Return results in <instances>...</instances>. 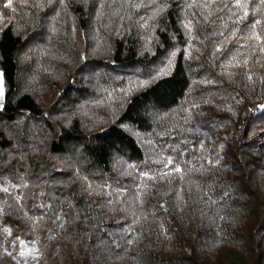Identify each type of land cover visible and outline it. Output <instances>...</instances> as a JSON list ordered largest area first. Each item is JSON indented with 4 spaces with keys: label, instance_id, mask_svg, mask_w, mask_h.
<instances>
[{
    "label": "trees",
    "instance_id": "trees-1",
    "mask_svg": "<svg viewBox=\"0 0 264 264\" xmlns=\"http://www.w3.org/2000/svg\"><path fill=\"white\" fill-rule=\"evenodd\" d=\"M241 3L213 55L235 0H0V264H264V4Z\"/></svg>",
    "mask_w": 264,
    "mask_h": 264
},
{
    "label": "snow or ice",
    "instance_id": "snow-or-ice-1",
    "mask_svg": "<svg viewBox=\"0 0 264 264\" xmlns=\"http://www.w3.org/2000/svg\"><path fill=\"white\" fill-rule=\"evenodd\" d=\"M216 0H204V5L205 7H211V5L213 3H215ZM222 3L225 4V7H227V4H226V0H221ZM7 3H8V6H11V3H12V0H7ZM259 3L261 4H264V0H259ZM191 6V5H189ZM236 11H233L232 8H229L228 9V12L230 13V15L228 16V19L225 20L223 23H221L220 25H218L214 30H213V35L214 36H219V37H224V32L226 30H228V24L229 22H231L233 25H238L239 24V20L244 18V17H247L248 16V12H247V3H241V0H235V5H234ZM222 9L219 7V5L217 6V8L214 10V11H221ZM240 13V15L238 16L237 13ZM213 15V12L210 11L208 12L207 16H205L204 18L207 20L208 16H211ZM232 17H236L235 20L232 19ZM218 19H223V18H220L218 17ZM261 23V21L259 19H256L252 22L251 25H248L246 26V29H245V33L242 34L241 38H243L244 35H248V36H252V35H255V29H256V26L259 25ZM184 27L186 29L189 30V33L191 31V21H188ZM239 31V28L238 27H234L230 33L231 36H235L236 33ZM255 38L257 40H260V36L259 35H255ZM227 37H224L223 39H221L219 41V43L216 44V48H215V53H213V55H215L216 53H220V54H223V51H226V44H227ZM191 45H189L190 47ZM241 47L243 46H238L236 49H235V52L236 54L235 55H231L230 54V58L227 60V67H231V66H234V65H238L240 63L239 59H238V56L240 55V49ZM259 51L261 52H264V47H261L259 49ZM172 56L174 57L175 56V53H172ZM171 59L168 61V66L170 67L171 66ZM244 64H247L248 61L247 59H245L243 61ZM164 70L161 69V70H158V72L156 73V76H160V75H164ZM222 74L224 75H227L229 77H231L233 75V73L231 72H223ZM156 76H153L152 78L155 79ZM249 80H251V76H249ZM149 83V81L145 80V81H141L140 82V86H145ZM2 84H3V79H2V74H0V97L3 96V89H2ZM193 107H196V105H193ZM261 108H264V105H261L260 106ZM190 111V110H189ZM185 143H187V141H185ZM199 147H203L202 144L199 145ZM158 163H162L164 164L165 167H167L168 165H171L173 163V160H172V157L169 156L167 158V160L165 161L162 157L157 161ZM173 171L179 173L182 171V169L179 167V165L177 164L176 167L173 169ZM165 173H161V175H163ZM141 175L143 176H147V173H141ZM4 191H7L8 189L7 188H4L3 189Z\"/></svg>",
    "mask_w": 264,
    "mask_h": 264
},
{
    "label": "rangeland",
    "instance_id": "rangeland-1",
    "mask_svg": "<svg viewBox=\"0 0 264 264\" xmlns=\"http://www.w3.org/2000/svg\"><path fill=\"white\" fill-rule=\"evenodd\" d=\"M0 74H2L1 69H0ZM3 79V76H2ZM2 89H3V96L0 97V109L2 108L3 102H4V93H5V86H4V81L2 84ZM24 251V254L26 258L30 259L33 258L37 254L35 246H29V247H21V252Z\"/></svg>",
    "mask_w": 264,
    "mask_h": 264
}]
</instances>
